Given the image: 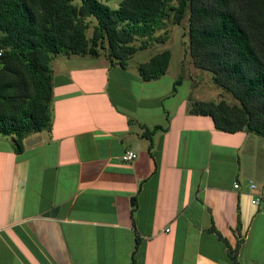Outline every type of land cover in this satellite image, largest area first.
Segmentation results:
<instances>
[{
    "label": "crops",
    "instance_id": "1",
    "mask_svg": "<svg viewBox=\"0 0 264 264\" xmlns=\"http://www.w3.org/2000/svg\"><path fill=\"white\" fill-rule=\"evenodd\" d=\"M64 57L49 130L20 152L0 134V264H234L236 247L239 264H264L247 183L264 190V139L191 113L163 75Z\"/></svg>",
    "mask_w": 264,
    "mask_h": 264
},
{
    "label": "trees",
    "instance_id": "2",
    "mask_svg": "<svg viewBox=\"0 0 264 264\" xmlns=\"http://www.w3.org/2000/svg\"><path fill=\"white\" fill-rule=\"evenodd\" d=\"M185 18L195 66L237 100H193L190 112L210 115L219 130L264 137V0H119L115 7L103 0H0V134L12 136L20 152L25 139L49 130L55 56L103 55L125 68L137 49L134 40ZM170 56L163 50L139 63V77L164 75ZM236 252L228 249L239 264Z\"/></svg>",
    "mask_w": 264,
    "mask_h": 264
},
{
    "label": "rangeland",
    "instance_id": "3",
    "mask_svg": "<svg viewBox=\"0 0 264 264\" xmlns=\"http://www.w3.org/2000/svg\"><path fill=\"white\" fill-rule=\"evenodd\" d=\"M110 7L117 6L119 0H103ZM188 20L183 19L181 23H168L166 30H160L155 35H146L140 37L132 42V45L137 49L128 61V67L131 73H137V65L147 61L153 54L161 52L163 50L170 51V61L167 69V73L161 77L158 83H161V88L169 86L170 82H174V85L178 89V95L180 97L187 96L185 105L190 108V104L193 100L202 101H214L225 100L228 104L237 103V100L232 96L230 92L217 87L213 80L212 74L204 69L196 67L193 58L189 52V38L187 34ZM154 37H164L162 41H155ZM142 40H148L147 47H138L139 42ZM91 58L90 55H86ZM103 57V55H101ZM59 57L65 59L64 55L60 54ZM158 80V79H157ZM179 80V83H175ZM155 88L153 84H146ZM261 139L264 137L260 136Z\"/></svg>",
    "mask_w": 264,
    "mask_h": 264
},
{
    "label": "built area",
    "instance_id": "4",
    "mask_svg": "<svg viewBox=\"0 0 264 264\" xmlns=\"http://www.w3.org/2000/svg\"><path fill=\"white\" fill-rule=\"evenodd\" d=\"M3 55V49L0 48V59ZM137 157V153L132 150H127L121 155V159L124 161H132ZM248 186L249 188L254 191L251 195L250 202L253 206L261 209V211H264V190L260 192H255L257 189V185L253 180H248ZM234 188H239V183H234ZM168 229H166L167 231Z\"/></svg>",
    "mask_w": 264,
    "mask_h": 264
},
{
    "label": "water",
    "instance_id": "5",
    "mask_svg": "<svg viewBox=\"0 0 264 264\" xmlns=\"http://www.w3.org/2000/svg\"><path fill=\"white\" fill-rule=\"evenodd\" d=\"M37 140H39V138H37V139H33V138H31V139L26 140V141H25V144H26V145H29V144L34 143V142L37 141ZM48 214L51 215V216H54V212H53V211L49 212Z\"/></svg>",
    "mask_w": 264,
    "mask_h": 264
}]
</instances>
